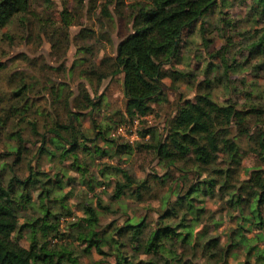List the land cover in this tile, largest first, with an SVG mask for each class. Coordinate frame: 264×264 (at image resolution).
Masks as SVG:
<instances>
[{"label": "trees", "instance_id": "1", "mask_svg": "<svg viewBox=\"0 0 264 264\" xmlns=\"http://www.w3.org/2000/svg\"><path fill=\"white\" fill-rule=\"evenodd\" d=\"M38 1L0 0V29L16 19L29 23ZM114 1L119 18L129 15V29L113 55L99 61L78 59L77 66L65 70L67 76H47L36 91L33 82L16 78L8 102L0 98V145L3 135L8 139L0 149V264H83L84 254L91 259L88 264H236L231 259L240 249L244 256L240 264H264V246H259L264 242V169L259 164L242 177L243 158L249 151L264 161V88L253 84L257 92L242 91L231 79L243 70L253 76L264 72V0H249L247 20L258 26L254 35L243 33L249 59L240 63L230 53L234 38L222 33L226 41L220 66L211 63L204 68V79L196 83L192 99L178 96L173 116L161 130L148 127L138 133L142 139L138 148L151 151L164 170L151 177L166 189L157 217L124 215L119 224L117 220L103 224L104 215L120 214L124 206L126 210V197L145 203L153 185L122 166L123 157L132 156L135 146L113 136L117 125L112 129L97 122L94 112L104 94H95L103 82L122 76L125 115L132 124L151 114L154 104L167 103L164 79L187 84L194 80L192 72L171 63L182 50L183 34L200 23L205 40L203 20L224 2ZM113 3L104 0L98 21L112 18ZM68 15L64 9V31L72 24ZM102 40L111 42L106 33ZM83 63L85 69L80 68ZM75 67L78 79L85 82L78 83L76 94L64 81L71 79ZM89 87L94 88L92 94ZM218 88L222 90L216 93ZM36 96L43 105L35 102ZM25 142L39 145L33 149ZM106 157L116 163L105 161ZM59 159H68L67 168L77 177L54 164ZM49 164L48 171L41 169ZM75 182L81 188L74 207L81 216L67 205L76 186L64 191ZM100 186L112 188L109 203L96 192ZM208 200L222 212L211 210ZM223 212L229 223L225 240L213 234L224 224ZM93 251L100 262L92 259Z\"/></svg>", "mask_w": 264, "mask_h": 264}, {"label": "rangeland", "instance_id": "2", "mask_svg": "<svg viewBox=\"0 0 264 264\" xmlns=\"http://www.w3.org/2000/svg\"><path fill=\"white\" fill-rule=\"evenodd\" d=\"M124 1L131 3L136 0ZM113 2L109 6L112 18L102 17L98 21L97 15H99L100 6L104 3V0H95V2L94 0H50L48 4L41 0L35 3V12L28 16L29 23L25 24L16 19L7 27L0 29V62L4 64V69L0 71V98L8 102L12 89L17 85L16 78L21 77L25 78L26 81L33 82L34 90L36 91L45 83L44 80L47 76L52 79H63L64 76H67L65 72L72 69L75 65L77 66L78 59L87 58L99 61L103 56L113 55L120 38L129 29V15L126 14L124 17L119 18L118 13L114 11L115 1L113 0ZM248 6L249 0H224L211 13L207 14L203 20L207 29L205 40H203L199 32L200 23L195 24L189 32L186 31L183 34L182 50L178 58L171 63L177 69L192 72L194 80L187 84V82L181 80L173 82L168 78L164 79L168 102L164 103L161 101L154 104V111L148 116L139 120L134 119L132 124L131 120L125 115L122 76H117L113 80H106L95 94L96 97H100L101 93L104 94L100 109L94 112L97 122L109 124L112 129L117 125L118 127L114 131L113 136H117L116 138L122 144L130 143L135 146L132 156L123 157L124 163L122 166L126 167L127 171L137 179H148L149 184L153 185V188L148 189L146 192L145 203H138L134 198L126 197V210L124 206L122 211L117 212L120 214L111 213L109 216L104 215L103 224L115 220L119 224L126 218L124 215L139 217L147 214L150 218L153 217L155 219L157 217L156 211L159 210L161 202L159 199H161V195L166 189L161 188L151 177H153V174L158 175V177L161 176L164 170L157 164V160L154 159L151 151L145 148H138V143L142 141L138 133L148 127L161 130L167 119L173 116L174 103L178 96L183 95L192 99L196 93V83L204 79V68L211 63L220 66L221 56L225 55L221 49L226 41L222 33L227 37L234 38L230 53L236 54L240 63L249 59L247 52L248 42L243 33L254 35L258 26L247 20ZM64 9L69 11L68 20L70 23L72 22L66 31L63 30L62 21ZM227 23H232V26ZM88 29L91 30L90 33H87ZM103 33L110 36L111 42L102 40ZM87 47L90 48L89 52L82 50ZM228 57L226 55V58ZM255 62L253 61L252 63ZM227 63L230 66L234 64L230 59L227 60ZM86 67L87 64L84 63L80 66L81 69ZM78 73L79 69L75 67L71 79L64 80L69 82L75 94L77 93L78 83L81 81L78 79ZM231 77L242 91L252 90L257 92L258 88L254 86L253 89L251 88L253 84L264 88V72L253 76L248 70H243L241 73L231 75ZM241 79L245 81L244 84L241 83ZM92 88L90 89L89 87L90 93ZM219 90L221 92L222 89L218 88L216 93ZM215 96H219L218 98L221 101L225 99L221 94H215ZM35 102L40 105L44 103L42 98L38 101V96H36ZM42 109L43 106H41L40 110ZM85 126L88 128L89 123L85 122ZM118 136H124L125 138ZM2 141L0 149L3 151L4 144L8 142V139L5 140V135H3ZM244 143L245 147L246 142L244 141ZM24 145L35 149L39 144L31 145L30 142H25ZM104 160L116 163L115 158L106 157ZM55 163L57 166L68 169L67 164H70V161L68 159L63 161L59 159L55 160ZM259 164L264 169V161H259L249 151V154H246L243 158L242 177H247L248 173L246 171H250ZM50 166L51 164L44 165L41 169L48 171ZM67 173L77 177L75 171L68 169ZM73 186H76V189L70 194L67 205L72 207L77 216H81V212L76 211L74 207V202L79 196V188H81L79 183L75 182L71 186H67L64 191L72 190ZM111 190V187L100 186L96 189V192H98L104 203H109L108 199ZM215 203L213 200L206 202L211 210L221 211L218 204ZM124 210L126 211L125 214ZM227 221L228 219L224 216V224L213 231V234L218 235L222 240H225V231L229 227ZM253 234L254 232L250 235L252 236ZM23 244L26 245L25 242ZM259 246L263 247L264 242L259 244ZM241 251L242 249L237 250V258L231 259L233 263L240 264L244 260ZM80 259L83 264H88L91 260L85 254ZM92 259L96 262L102 260L94 251L92 252Z\"/></svg>", "mask_w": 264, "mask_h": 264}]
</instances>
